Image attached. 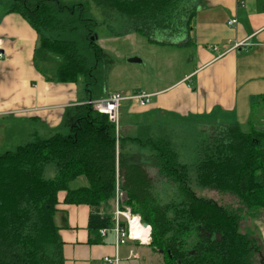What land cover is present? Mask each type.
Instances as JSON below:
<instances>
[{
  "label": "trees",
  "instance_id": "1",
  "mask_svg": "<svg viewBox=\"0 0 264 264\" xmlns=\"http://www.w3.org/2000/svg\"><path fill=\"white\" fill-rule=\"evenodd\" d=\"M86 1L125 17L135 32L161 35L168 41L160 44L174 46L191 43L200 4V0ZM9 2L4 13L19 15L37 34L33 61L38 73L57 83L97 78L103 53L92 29L79 32L78 22L83 20L77 15L78 5L68 8L57 0ZM134 141L149 150L147 164L124 151L126 140L116 139L106 115L81 105L69 135L37 136L1 153L0 264H63L54 221L59 192L66 193L65 204L90 208L88 243H100L99 230L113 227L111 202L116 191L123 195L119 208H129L150 227L148 246L162 255L164 264H264L262 241L240 230L238 211L190 189L189 170L178 162L166 136ZM197 154L193 180L199 189L232 194L248 212L264 211V132L215 126L200 132ZM51 163L56 175L45 179L44 168ZM150 165L156 169L154 176ZM81 177L86 185L70 189L69 184ZM159 182L176 190L177 198L157 197Z\"/></svg>",
  "mask_w": 264,
  "mask_h": 264
},
{
  "label": "crops",
  "instance_id": "2",
  "mask_svg": "<svg viewBox=\"0 0 264 264\" xmlns=\"http://www.w3.org/2000/svg\"><path fill=\"white\" fill-rule=\"evenodd\" d=\"M232 20L235 24L229 25ZM190 39L188 70L155 88L132 85L123 94L150 96L145 106L125 100L127 106L119 110L116 139L126 140L124 151L139 155L142 163H148L149 150L134 140L159 135L170 140L166 128L173 120L192 131L196 150L200 132L215 126L264 132V0H200ZM37 42V34L19 15L1 14L0 141L5 132L12 142L53 134L62 127L70 130L77 107L119 93L94 95L80 92L78 84L47 80L34 66ZM180 164L190 176L189 166ZM65 196L58 193L54 217L63 264H112L104 259H113L116 253L117 264H154L155 254L161 255L148 246L147 235L142 243L128 241L117 251L111 232L100 243H88L90 208L65 204Z\"/></svg>",
  "mask_w": 264,
  "mask_h": 264
},
{
  "label": "rangeland",
  "instance_id": "3",
  "mask_svg": "<svg viewBox=\"0 0 264 264\" xmlns=\"http://www.w3.org/2000/svg\"><path fill=\"white\" fill-rule=\"evenodd\" d=\"M9 1L11 0H2L0 17L6 11ZM57 1L68 8H75L76 5H78L76 9L80 7V10H77L79 12L77 15L83 21L78 22L79 32L84 33L87 29H92L96 43L103 53L97 78L92 77V82L87 78L79 82L77 89L80 92L84 89L85 92L87 89L90 91L100 90L105 96L112 91H118L122 95L127 94L132 85L155 88L177 78L191 67L188 60L191 52L189 46L160 44L159 42H167L168 38L155 33L141 35L132 30L131 22L125 17L113 12H103L86 0ZM130 60H137L138 62H130ZM35 63L39 66L42 65L39 60H36ZM121 106H127L126 101H123ZM179 124L175 120L168 124L166 130L172 135L169 142L171 141V146L178 153L179 162L188 165L190 176L194 177L193 165L198 160L196 143L192 131L183 130ZM56 133L69 135L70 130L62 127L53 134H45L40 137L45 139ZM34 139L32 136H26L10 142L8 133L5 132L0 141V154L4 151H13L16 146L33 142ZM149 171L154 176L156 169L150 165ZM56 172L55 164L51 163L45 166L43 176L45 179H53ZM85 183V178L81 177L71 182L69 188L75 189ZM189 187L197 195L216 201L228 210H237L241 218L240 230L259 237L264 246V211L248 212L232 194L201 190L194 181L189 184ZM155 194L157 197H162L164 201L169 200L171 196L177 198L176 190L162 182L156 184ZM111 204L114 211V201ZM155 258L157 261L154 264H164L161 255L155 254Z\"/></svg>",
  "mask_w": 264,
  "mask_h": 264
},
{
  "label": "built area",
  "instance_id": "4",
  "mask_svg": "<svg viewBox=\"0 0 264 264\" xmlns=\"http://www.w3.org/2000/svg\"><path fill=\"white\" fill-rule=\"evenodd\" d=\"M235 24V21L232 20L229 22V25ZM1 58V54H0ZM149 95L143 93H134L129 96H123L120 93H112L109 94L107 97L103 99H95L89 100L84 105H89L92 110L95 112L106 115L109 122L114 125L115 134L117 137V130L119 124V110L121 103L125 100L136 101L140 106H145L149 103ZM123 195L116 191L115 198H114V211H113V227L111 229H101L99 230V235L101 238H104L108 232L113 233L115 239V247L116 251L122 245H125L128 241H137L142 243L140 240H136L131 235V221L130 219L134 220V218L138 219V223L143 226V222L141 221L138 215H133L129 208L124 207L121 210L120 203L122 202ZM144 228L148 229V242L150 241V227L143 226ZM147 242V243H148ZM105 262L117 264L119 259L117 253L113 259L105 258Z\"/></svg>",
  "mask_w": 264,
  "mask_h": 264
},
{
  "label": "bare ground",
  "instance_id": "5",
  "mask_svg": "<svg viewBox=\"0 0 264 264\" xmlns=\"http://www.w3.org/2000/svg\"><path fill=\"white\" fill-rule=\"evenodd\" d=\"M130 221L132 237L136 240H144L147 235L146 239H148V229L139 224L137 218H134V220L130 219Z\"/></svg>",
  "mask_w": 264,
  "mask_h": 264
},
{
  "label": "water",
  "instance_id": "6",
  "mask_svg": "<svg viewBox=\"0 0 264 264\" xmlns=\"http://www.w3.org/2000/svg\"><path fill=\"white\" fill-rule=\"evenodd\" d=\"M130 62H138L137 60H130ZM143 226H147L145 223H143Z\"/></svg>",
  "mask_w": 264,
  "mask_h": 264
}]
</instances>
